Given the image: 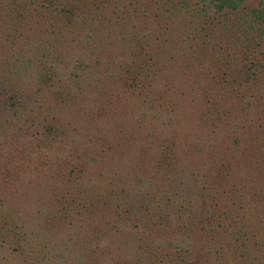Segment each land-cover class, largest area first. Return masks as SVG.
I'll list each match as a JSON object with an SVG mask.
<instances>
[{
	"label": "trees",
	"instance_id": "16d2710c",
	"mask_svg": "<svg viewBox=\"0 0 264 264\" xmlns=\"http://www.w3.org/2000/svg\"><path fill=\"white\" fill-rule=\"evenodd\" d=\"M14 1L8 6V21L19 19L22 10L32 6L41 18L44 16L45 39L32 41L23 49L19 47L15 55L8 58L4 71L14 82L21 79L34 83L36 93L43 95L45 108L41 106L42 102L33 106L32 100L27 101L17 87L14 93L8 94V103L7 98L1 102L0 111L5 116L2 118L0 114V169L4 173L9 171L7 160L16 155L12 149L18 145L26 150L30 148L32 143L27 136L30 137L32 131L41 129L40 134L43 132L44 137H55L59 133L63 108L76 107L67 118L68 122H74L79 119L76 114L87 96L91 103L103 106L106 101L102 99L107 95L141 93L142 87V91L151 92L147 95L149 98L158 90L157 82L163 84L156 78L163 74L162 70L176 71L177 68L184 72L188 69L182 66L183 60L187 63L188 54L198 74L195 84L200 87L195 93L204 102L196 110L199 122L210 127V133L214 134L196 140V149L207 155L204 150L210 146L208 141L220 140L218 133L223 128L228 126V130L239 131L238 128L243 126L233 120L238 118V113L233 117V112L214 105L219 98L226 101V94L234 91L228 90L225 84L214 86L216 81L212 79V71L216 59L210 55L220 47L217 37L228 40L231 35L233 47L236 42L240 45L248 42L252 50L259 46L264 50V0H191L192 12L188 20L173 12L188 0H176L175 3L171 0ZM200 21L207 24L204 29ZM90 22V32L86 29L87 33L82 32ZM180 27L183 28L181 34L174 31L175 28L179 31ZM160 35L163 41L168 40L167 47L162 44L165 51H156L151 45L153 41L162 43ZM148 39H152L151 44ZM190 41H194L198 51L193 50ZM100 42H103L104 51L100 50ZM229 75L224 77L229 80ZM0 79V88L7 91L9 80L2 76ZM174 91L176 93L175 87ZM13 96L14 100H11ZM103 113L98 111V115ZM247 118L249 125L250 116ZM137 120H142L141 116ZM3 121L11 123L17 134L22 135V131L27 134L18 136L19 143L17 137L9 138L8 144L1 136L6 135L7 128ZM228 121L230 125H227ZM125 132L121 131L123 135ZM145 133L142 141L150 137V132L145 130ZM114 135L116 137V132ZM91 141L96 146L107 142L101 137ZM230 141L239 146L236 136H231ZM164 143L166 146L154 155L140 149L146 156L142 157L139 152L125 178L120 176L119 163L111 159L116 143L112 146L110 142V150V144H106L110 153L106 157L98 156L94 162L101 169L93 182L84 186L83 173L79 169L74 175L78 184L75 183L74 190L54 197V192L37 196L36 207L29 213L9 208L14 196L2 186L0 264H105L104 258L109 257V260L111 256L104 249H101L102 254H94L100 245L90 239L95 234L91 222L97 209L105 212L110 208L120 218L118 223L110 225L117 229L115 248L119 246L123 251L120 257L116 256L117 260L111 258V264H264V209L259 214L251 210L252 205L264 201L263 188L250 187L255 182L257 167L251 168L250 177L247 174L244 179L239 177L238 181H232L236 167L237 170H243V167L229 162L226 170L220 171L221 167L211 166L204 157L201 164L193 157V164L180 165L178 161L174 162V146L169 135L164 138ZM252 159L254 161L253 156ZM24 165L17 166L18 170ZM10 168L12 170L14 166ZM103 169L105 179L99 174ZM161 169L163 172L159 174ZM14 170L16 176L11 183H18L16 180L21 178ZM223 196L231 198L229 204L235 205V210L216 203ZM197 213L202 215L198 218L199 227L206 231L209 240L202 238L196 249L195 246L191 249L182 247L179 242H184L182 235L188 233V228L182 229L187 227L185 221H190ZM67 216L69 218L65 220ZM253 216L258 218V224ZM135 220L138 222L134 223ZM126 221L133 223L128 227ZM167 227L174 232L168 233ZM213 232L217 235L213 236Z\"/></svg>",
	"mask_w": 264,
	"mask_h": 264
},
{
	"label": "rangeland",
	"instance_id": "374dc122",
	"mask_svg": "<svg viewBox=\"0 0 264 264\" xmlns=\"http://www.w3.org/2000/svg\"><path fill=\"white\" fill-rule=\"evenodd\" d=\"M25 1L28 3L30 0ZM171 1L176 2V0ZM11 2L15 1L0 0V76L9 80L7 82L9 88L7 91L3 90V87L2 89L0 88V104L4 98H7L9 93H14L17 87L20 89L21 95L27 101L32 100V105L35 106L37 102H42L43 96L37 94L34 90L37 86L32 82L21 79L14 82V79H10V76L9 78L6 77L9 74L4 71V66L6 67L5 64L8 62V58L15 55V51L19 47L23 49L32 41L45 39V31L42 28L45 24L44 16L41 18L39 11L29 6L22 10V15H18L19 19L13 20L10 18V21H8L6 16L9 14L8 11L10 9L8 6ZM189 5H192L191 0L182 3V7L178 8L179 10L175 9L173 12L177 16L188 20V16L192 12V6L190 7ZM200 25L204 29L207 24L200 21ZM90 28L91 22L82 28V32H90ZM182 30L183 28L180 27L179 31L177 28L174 31L181 34ZM130 38L129 36V42ZM160 38L162 40L161 44L155 43L156 41H153L151 44L152 39H148L149 44L154 46L153 49L156 51H165L162 44L167 47L168 40L163 41L164 39H162L161 35ZM224 38L217 37L220 47L215 54H209L216 59L214 60L215 67L212 71L214 77L212 79L216 81L213 83L216 88L225 84L228 86V90L234 92L233 94H226V101L220 98L217 101L215 100L217 103H214V105L217 104V107H222L229 110V112H233V117L238 113V118L235 117L233 120L236 119L237 124L243 123V126L238 128L239 131L235 128H232V131L228 130L227 125H230V121H228L227 127L218 133L221 139L208 141L210 146H206V150H204L208 152L207 155L196 149V140L204 135L209 137L214 136V134L210 133V127L199 122L198 111L196 110H198L199 106L202 107L204 102L200 101L198 99L199 95L195 93V89H199L198 87H200L195 84L198 74L196 67L193 66L192 59L190 60L191 55L188 54L187 63H185V60L182 62V66L185 69L188 68L186 71L180 72L177 68L175 69L176 71H164L161 69L163 74H158L156 78L163 82V84L157 82L156 87L158 90L153 92L149 98H147V95H150L151 92L142 91V87H140L141 93L124 92V95L122 93L116 96H114V93L107 95L102 99L106 101L103 106H99L94 102L91 103V100L87 96L82 100L80 104L81 109L76 114L79 119L74 122H68L67 118L76 110V107L63 108L60 112L62 123L59 126V133L55 137H44L43 132L40 134L41 129L37 132L32 131L29 134L30 137L27 136L30 143H32L30 148L26 150L22 145H18V148L12 149L17 156L14 155L7 160L9 171L4 173L0 169V188L4 186L3 188L8 189L14 196V200L9 203V208L29 213V210L36 207L34 202L37 196L43 193H46L47 196L49 192H54L55 194L52 195L54 197L64 191L74 190L76 185H78L74 179V175H76L79 169L83 173L84 186H87L90 182H93L95 175L98 177L99 169H101L100 166L94 163L97 157L100 155H105L106 157V154L110 153L109 150L112 149L111 147L115 143L116 151L111 154V159L114 163H119L117 164L119 165L117 168L120 171V176L125 178L130 168L129 165L135 163L133 159H135L139 152L142 157L146 156L140 149L147 151L151 155L157 154L166 146L164 138L167 135H169L170 140H172L171 144L174 146L176 159L174 162L178 161L180 165L185 166L186 164H193V157L197 158L198 162L203 160L202 157H204L208 159L211 166L218 169L221 167L220 171H225L226 165L229 162L243 167V170H237L236 167V173L231 178L232 181H236L239 177L244 179L247 174L250 177L251 168L257 167L255 170L256 176H254L255 182L250 187L255 190L258 188H263L264 190V50L261 46L252 50L248 42L243 44L248 45L246 46L247 48L242 47L243 45L237 44V42L236 46L233 47L230 42L232 35L230 39L228 36V40ZM73 41L75 43V38ZM193 42L190 41L193 50L198 51L194 47ZM102 43L100 42V50L104 51ZM249 43L251 42L249 41ZM69 48L73 50L72 47ZM244 48L247 50L243 51ZM126 59L131 60V57L126 56ZM230 71L231 74L229 75ZM227 72L228 74H226ZM226 75H229V80L224 77ZM174 87L176 88V93ZM194 97L197 98V101L194 100ZM141 98H145V100L142 101ZM5 100L8 103L10 99L7 98ZM11 100H14V96ZM206 105L208 104L206 103L205 107ZM41 106L43 109L45 108L43 102ZM98 111L99 113H105L98 115ZM0 114L2 118L5 116V113L1 111ZM90 115L96 117L92 118ZM139 116L142 118L140 121L137 120ZM247 116H250L251 119L249 125L246 122ZM3 122L7 128L6 135L1 136L8 144L9 138L14 140L18 136L22 137V135L27 134H24L23 131L22 135L17 134V130L12 127L11 123L7 121ZM136 122L138 126H136ZM122 130L126 131L124 135L121 133ZM145 130L150 132V137L142 141V137L146 134ZM115 132L117 138L114 135ZM231 136H236L239 139L240 147L232 144L230 141ZM99 137L107 141L101 145L102 147L96 146V143L91 141ZM244 142L246 143L242 145ZM108 143L110 144L109 150L107 149ZM3 160L6 161L5 159ZM213 162H221V164L212 165ZM23 164L26 165L22 167V170H18L17 166L21 167ZM13 166L14 168L11 170L10 167ZM14 169L17 170L18 177L21 178L20 181L16 180L18 183L14 181L11 183V179H15L16 176ZM103 171L104 169L99 173L101 174L100 178H103ZM162 172L161 169L159 174H162ZM10 175H12V178H10ZM7 177L9 180H7ZM2 178L4 179L2 180ZM241 181L239 180V182ZM179 193L181 194L182 192ZM230 199V197L223 196L216 203L222 204L226 209L233 208L235 210L236 206L229 204ZM263 209L264 201L261 200L257 204L252 205L251 210H255L259 214ZM200 217L202 215L197 213V215L194 214L192 216L190 221L186 219L185 223L187 227L184 226L182 229L188 228V233L182 235L184 242H179L182 247L191 249L195 246L196 249L202 238L203 241L209 240V236L205 234L206 231L202 227H199L201 223L198 218ZM67 218L69 217L67 216L65 220ZM252 219L258 224L257 217L254 218L253 216ZM118 220L120 218L116 217L112 208L105 212H102L101 209H97L94 212L91 226L94 227L95 234L91 235L90 239L100 245L96 248L94 254H102L101 249H104L108 256L115 259L116 256L120 257L123 254L119 246L118 249L115 248L118 240L115 241L114 234L117 232V229L110 226L111 224L114 225L115 222L118 223ZM136 221L133 222L137 223L138 221ZM133 222H127V226H131ZM167 231L168 233H173L174 229L167 227ZM216 235L217 232H213V236ZM176 247L174 246V248ZM107 258L109 257L104 258L107 261L103 263L111 264L113 259L110 258L108 260ZM93 260H95V257Z\"/></svg>",
	"mask_w": 264,
	"mask_h": 264
}]
</instances>
